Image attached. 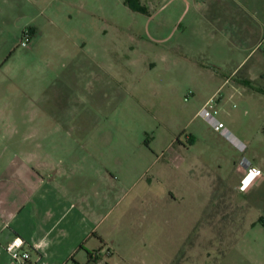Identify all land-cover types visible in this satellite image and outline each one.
Masks as SVG:
<instances>
[{
	"label": "rangeland",
	"instance_id": "1",
	"mask_svg": "<svg viewBox=\"0 0 264 264\" xmlns=\"http://www.w3.org/2000/svg\"><path fill=\"white\" fill-rule=\"evenodd\" d=\"M127 1L0 0V173L24 139L102 141L107 152L121 141L154 156L172 140L190 142L182 154L216 191L217 239L199 241L193 228L184 234L180 226L189 229L198 215L187 204L171 216L168 254L145 252L120 264H264V184L234 189L242 158L264 173V53L232 81L241 90L229 103L231 117H220L241 150L200 115L211 97L233 93L230 85L215 93L233 68L216 55L220 44L208 37L200 1L134 0L144 14ZM243 1L264 20V0ZM247 75L253 81L241 83ZM57 152L66 156L64 147Z\"/></svg>",
	"mask_w": 264,
	"mask_h": 264
},
{
	"label": "crops",
	"instance_id": "2",
	"mask_svg": "<svg viewBox=\"0 0 264 264\" xmlns=\"http://www.w3.org/2000/svg\"><path fill=\"white\" fill-rule=\"evenodd\" d=\"M199 1L198 15L209 22L208 37L220 44L216 55L224 59L222 67L233 68L215 92L220 96V89L231 86L233 93L221 99L228 118L229 103L241 90L232 81L249 60L264 53V20L243 0ZM247 76L240 82L253 81ZM189 143L172 140L159 156L121 141L108 152L102 141L79 138L24 139L12 145L0 173V264H16L5 251L15 236L31 252L28 264H120L145 252L168 254L171 216L184 212L187 204L198 215L189 229L180 226L184 234L193 228L199 241H215L216 191L202 185L196 163L182 154L193 147ZM60 147L66 156H58ZM241 160L236 163V190L244 174ZM263 184L264 179L251 187ZM202 193L207 198L198 200ZM221 208L229 210L228 205ZM172 228L180 243L186 240L176 224Z\"/></svg>",
	"mask_w": 264,
	"mask_h": 264
},
{
	"label": "built area",
	"instance_id": "3",
	"mask_svg": "<svg viewBox=\"0 0 264 264\" xmlns=\"http://www.w3.org/2000/svg\"><path fill=\"white\" fill-rule=\"evenodd\" d=\"M29 42L30 37L29 34H27L23 37L21 46L24 48L28 47ZM222 113L223 107L221 105V99L218 98V95H215L206 102L200 115L214 129V131L220 133L223 137L240 147L242 150L245 145L234 137L233 133L228 129L225 121L220 118ZM241 165L244 169V174L238 189H245L246 187L264 179L263 171L252 165L247 159L243 158L241 160ZM5 251L16 264H28L30 261L31 252L26 248V242L21 236L13 237L5 245Z\"/></svg>",
	"mask_w": 264,
	"mask_h": 264
},
{
	"label": "trees",
	"instance_id": "4",
	"mask_svg": "<svg viewBox=\"0 0 264 264\" xmlns=\"http://www.w3.org/2000/svg\"><path fill=\"white\" fill-rule=\"evenodd\" d=\"M133 1H134V0H128V1H127V4L131 7L132 10H134V11H136V12H141V13H143V14L146 13L144 9H141V10L139 9V10H137L136 8H134V6L132 5V4H133ZM30 32L33 33L32 30H31ZM27 34H30L29 31H25V32L23 33V37L26 36ZM263 93H264V92H263ZM263 134H264V126H263ZM93 261H97V259H92V258H91V262H93Z\"/></svg>",
	"mask_w": 264,
	"mask_h": 264
}]
</instances>
